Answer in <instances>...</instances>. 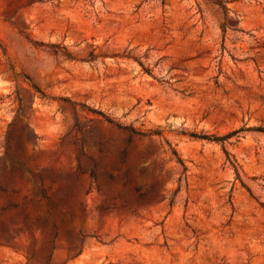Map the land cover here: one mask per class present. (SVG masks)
Wrapping results in <instances>:
<instances>
[{"label":"rangeland","instance_id":"obj_1","mask_svg":"<svg viewBox=\"0 0 264 264\" xmlns=\"http://www.w3.org/2000/svg\"><path fill=\"white\" fill-rule=\"evenodd\" d=\"M0 264H264V0H0Z\"/></svg>","mask_w":264,"mask_h":264},{"label":"trees","instance_id":"obj_2","mask_svg":"<svg viewBox=\"0 0 264 264\" xmlns=\"http://www.w3.org/2000/svg\"><path fill=\"white\" fill-rule=\"evenodd\" d=\"M221 6H222V3H219ZM222 7H224V6H222ZM107 120H109L110 122H112V120L111 119H109V118H107Z\"/></svg>","mask_w":264,"mask_h":264}]
</instances>
